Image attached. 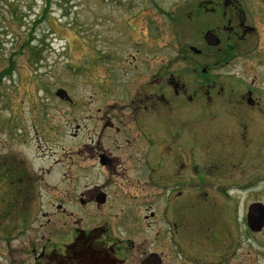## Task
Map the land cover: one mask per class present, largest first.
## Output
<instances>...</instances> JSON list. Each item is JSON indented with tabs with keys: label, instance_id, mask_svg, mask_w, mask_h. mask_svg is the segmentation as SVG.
<instances>
[{
	"label": "flooded vegetation",
	"instance_id": "flooded-vegetation-1",
	"mask_svg": "<svg viewBox=\"0 0 264 264\" xmlns=\"http://www.w3.org/2000/svg\"><path fill=\"white\" fill-rule=\"evenodd\" d=\"M181 1L188 41L157 48L175 57L136 46L108 66L101 105L84 106L91 164L74 169L80 150L67 152L58 181L59 161L0 159V264H264L263 200L184 202L264 170V0ZM202 214L210 237L196 230Z\"/></svg>",
	"mask_w": 264,
	"mask_h": 264
},
{
	"label": "rangeland",
	"instance_id": "rangeland-1",
	"mask_svg": "<svg viewBox=\"0 0 264 264\" xmlns=\"http://www.w3.org/2000/svg\"><path fill=\"white\" fill-rule=\"evenodd\" d=\"M181 2L0 0V159L15 154L25 158L32 169L59 161L54 166L58 181L62 171L71 169L67 152L80 150L74 154V169L91 164L81 161L87 128L93 127L84 119V106L101 105L98 85L107 77L108 66L134 54L136 46H154L150 57H175L176 49L157 48L188 41L174 21ZM118 73L112 75L114 80ZM57 89L65 90L73 103L57 99ZM68 111L73 119H67ZM256 174L259 176H249L231 190L191 192L184 202L245 205L256 197L264 201V170ZM4 193L0 183V205H4ZM203 207L210 218L209 207ZM198 217L200 225L197 217L193 220L199 225L196 230L213 235L216 228L203 214Z\"/></svg>",
	"mask_w": 264,
	"mask_h": 264
},
{
	"label": "water",
	"instance_id": "water-1",
	"mask_svg": "<svg viewBox=\"0 0 264 264\" xmlns=\"http://www.w3.org/2000/svg\"><path fill=\"white\" fill-rule=\"evenodd\" d=\"M206 39H207V40L209 41V43H210V42H211V39H212V36H211L210 34H207V35H206ZM210 44H212V43H210ZM191 50L194 51V52H197L196 49H191ZM55 94H56V96L59 97L60 99H63V100H66V101L70 100V98H69V96L67 95V93H66L64 90H62V89H58V90L56 91ZM256 205H262V204H258V203L252 204V206H251V211H253V209H254V207H256ZM262 214L264 215V208H263V210H262ZM261 222H262V223L264 222V217H263V219L261 220ZM251 226H252V230H257V228L254 227V226H255V223H253V220H252Z\"/></svg>",
	"mask_w": 264,
	"mask_h": 264
}]
</instances>
